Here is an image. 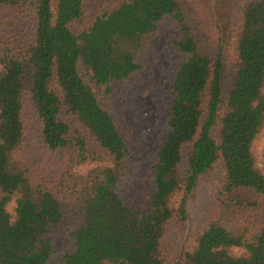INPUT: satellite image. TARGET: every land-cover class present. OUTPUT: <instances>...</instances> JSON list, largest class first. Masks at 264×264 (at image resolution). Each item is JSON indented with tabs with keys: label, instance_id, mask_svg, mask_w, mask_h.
<instances>
[{
	"label": "trees",
	"instance_id": "obj_1",
	"mask_svg": "<svg viewBox=\"0 0 264 264\" xmlns=\"http://www.w3.org/2000/svg\"><path fill=\"white\" fill-rule=\"evenodd\" d=\"M84 1L0 0L29 22L18 46L0 42V264H264V0L239 2L225 28L212 0ZM161 25L181 60L143 211L122 197L138 173L110 95ZM26 99L46 178L22 154ZM207 178L212 215L174 247Z\"/></svg>",
	"mask_w": 264,
	"mask_h": 264
},
{
	"label": "rangeland",
	"instance_id": "obj_2",
	"mask_svg": "<svg viewBox=\"0 0 264 264\" xmlns=\"http://www.w3.org/2000/svg\"><path fill=\"white\" fill-rule=\"evenodd\" d=\"M99 0H85L84 4L93 9ZM244 0H212L213 11L222 28L237 23V5ZM10 9H0V42L18 46L24 37L28 20L18 17ZM177 36L174 27L161 25L151 40L150 49L144 61V69L128 82H115L111 85V112L117 129L129 146L130 164L138 173V179L125 183L122 197L131 207L147 210L152 193V173L156 150L165 138V118L171 99L169 86L171 77L181 60L172 49V41ZM81 74L91 88H98L90 80V71L83 67ZM98 97H102L99 92ZM26 137L22 154L35 175L48 177L47 154L43 150L36 132L35 115L26 99L25 109ZM261 159L264 152V129L254 145ZM212 178L203 179L189 200L188 219L180 235L172 246L181 245V237L192 238L212 215L215 186ZM61 242H56L60 247ZM171 257V255H170Z\"/></svg>",
	"mask_w": 264,
	"mask_h": 264
}]
</instances>
